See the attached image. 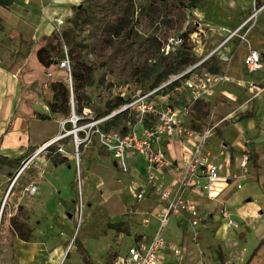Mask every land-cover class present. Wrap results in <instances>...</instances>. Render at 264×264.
Here are the masks:
<instances>
[{"label":"rangeland","instance_id":"rangeland-1","mask_svg":"<svg viewBox=\"0 0 264 264\" xmlns=\"http://www.w3.org/2000/svg\"><path fill=\"white\" fill-rule=\"evenodd\" d=\"M220 1L221 3L227 2L230 6L235 7L234 10H237L238 7L241 8V5L238 4L246 6L248 0H71L63 3L59 11L63 13L65 23L59 31L52 25L54 28L51 32H54V35L56 34L61 39V46L55 49L49 45V52L56 59H62L68 55L71 72L74 60L87 63L93 69L95 76V83L84 90L85 94L90 96L87 107L82 112H78L74 105L76 115L81 117L79 123L85 122L92 115L102 114L106 108V102H109L110 99L112 100L111 104L115 105L120 93L124 92L126 96L131 97L139 92H145L151 89L153 83L166 71L178 72L182 67L184 68V64L180 63V58L177 56L181 48L185 49L184 44L168 54L161 50L162 44L171 36L190 32L189 38H193L190 41L191 54L195 58V62L201 60L222 38L217 31L219 27L217 21L218 16H225L227 10L219 6ZM179 2L185 4L194 2L193 7L186 10L184 19L176 17L175 12L170 11L168 7L170 5L176 6ZM18 11L20 10L6 12L2 10L0 13L4 15L3 17L11 26L20 19ZM215 11L219 14L216 20L212 21V25L207 24V18L213 20ZM58 15L60 14H55V18ZM182 25L183 31L179 32L178 29ZM11 34L14 35L15 40H10L9 35L0 26V59H7V66H10L17 59L16 51L18 48H15L14 45L17 41L16 32ZM149 56L152 58L146 64L145 61ZM155 62H160V66H156ZM220 63L214 56L211 61L205 64V67L209 69L211 66L216 67V64L219 66ZM153 68H155V72L152 71ZM65 73L68 71H57L60 76L65 77ZM177 84L181 85L183 81H179ZM235 86L238 88L237 85ZM25 91L27 94L23 98V104L35 108L38 112L52 114V117L57 116L52 113L50 108V103L56 102L51 92H44L41 89L33 90V92ZM238 91L245 92L241 87L238 88ZM178 92L171 88L164 93L171 94L174 103L177 104L176 97L180 96L184 99V96ZM68 96L70 113L68 115L59 113L58 115L66 120L65 129L72 130L74 123L71 119L76 117L73 114L70 90ZM223 101L225 99L222 96L218 97L217 101H209V99L200 101L187 116L186 124L198 130L211 126L219 118L216 106ZM249 122V117L238 121L240 123L239 128L246 135H248ZM35 124V122L31 124L34 129ZM123 124H125L124 119L121 118L119 127L124 126ZM43 126L51 132L63 130L61 124L54 123V121H47ZM213 134L210 138L215 143L217 137ZM81 136H84V132H81ZM245 137L243 140L248 138ZM62 142L66 144L67 150L71 151L72 159L65 158L63 153L57 151L58 144ZM209 145L208 143L205 145L204 151L214 152L213 146L210 148ZM243 145L248 146V143L242 141L241 146ZM48 150L40 152L34 159L31 169L22 176L21 185L28 183L31 179L38 178L40 176L37 172L38 168L49 171L47 164L52 168L54 165L62 164L61 169L55 173L48 172L40 186L43 195L49 199L45 205L55 207L59 197H61V201L70 200V197L74 195L72 205L69 208L71 216L66 215L62 219H56L59 224H50L47 226V230L43 229L41 234L36 235L35 228L42 221V216L34 211L38 196L34 197L36 199H26V206H22L17 214V219L25 227L23 229L24 238L18 236L19 231H14L11 228L5 233L8 236L7 240H2L3 235L0 237V264H45L49 253H52V250L49 251L48 248H45L42 256L38 257L35 262L25 263L24 260L22 262L20 254L16 250L10 249V247L13 248L10 245L12 232H15L16 238L25 242L43 241L44 245L50 248L61 245L64 252L55 264H64L71 256L70 261L72 258H76L70 253L72 248L75 250L74 241L76 238L88 248L93 249L95 263L114 264L118 262L122 252L129 245V237L135 233L141 224L142 217L134 214L137 203L135 193L128 186L130 175L125 174L115 166L113 159L108 156L100 142L95 139L93 143L80 147L81 160L84 159L81 164L83 171L81 168L82 185L80 186L74 157L73 134L68 135L58 143H54ZM249 167L250 174H253L254 168ZM250 182V179L243 181L245 185ZM55 185L62 190L60 194H54ZM0 188H3L1 178ZM81 200H83V208L81 207ZM233 219L237 221L234 217ZM65 221L70 222L69 227L66 226ZM170 229L172 227L169 222L163 236H168ZM198 240L199 233L197 232L194 235V242L197 243ZM78 257L83 261L81 254Z\"/></svg>","mask_w":264,"mask_h":264},{"label":"crops","instance_id":"crops-1","mask_svg":"<svg viewBox=\"0 0 264 264\" xmlns=\"http://www.w3.org/2000/svg\"><path fill=\"white\" fill-rule=\"evenodd\" d=\"M9 1L11 3L8 5L0 3V12L2 10L6 12L19 9V22L16 21L15 25L9 26L7 19L0 13V26L9 35L8 38L13 36L12 40H15V37L11 33L16 32L17 41L14 45L15 48H18V51L21 48L18 34L21 33L35 40H38L44 33L50 35L55 27V14L63 15L59 9L62 8L63 3L71 0ZM263 4L264 0L258 1V5ZM238 5H241V8L238 7L237 10H234L235 7L230 6L227 2H219V6L226 9L227 13L225 16H218L217 25L219 27L217 31L222 38L216 44L223 39L226 29L234 28L250 13L253 0H248L246 6L244 4ZM217 15L219 14L215 11V17L213 20L207 18V24L212 25V21L216 20ZM27 27H30V29H27ZM249 41L252 48L264 53V8L260 11L255 26L250 31ZM248 49L249 46L246 43H240L238 39H234L222 50L232 56L230 62L220 63L219 65L220 70L224 71L229 78L209 98V101H217L220 96L225 101L219 102L216 106L219 113L218 120L213 122V124H217L213 130V135L217 137L216 144L213 139L211 141V138L207 141L208 145L211 142L209 146L210 148L213 146L212 150L215 151H204L211 161L222 165L220 179L216 184L214 193L217 195V199L226 205L232 216L238 221V227H228L226 225V220L219 214L220 204L216 199H209L205 193L188 188L185 194L186 199L194 201L197 205L202 216V222L198 228H193L185 214L172 216L169 220L172 229H170L168 236H164L168 243L177 246L182 254L176 257L171 249L172 247L167 248L158 264H264V67L254 72L247 69L244 57ZM28 59L29 57L16 68L17 71L13 72L9 70V67L14 61L10 66H7V59H0V178L3 186L7 182L11 171L15 170L16 160L32 155L45 142L60 133V131H47L43 126L44 123L54 121V123L60 125L64 120L58 114L53 116L52 119L42 120L32 112V110H36L35 108L23 104V98L27 94L25 90L33 92V90L39 89L37 86L29 84L27 78L24 80L19 77V71L21 67H27ZM235 85L238 88H243L245 92H239ZM248 117L250 122L247 128L248 135H246L239 128L240 123L238 121ZM33 122L36 123L35 129L31 125ZM245 136L248 138L243 140L246 138ZM242 141H246L248 146H241ZM58 145H62L66 151V153L61 152L64 157L72 159V153L67 150L66 144L62 142ZM164 146L169 161L176 162L183 158V143L180 140L170 139L166 141ZM245 151L250 156L249 166L253 167L255 171L250 174L249 167V174L245 179H234L233 174L237 172L242 154ZM107 154L113 159L115 166L119 168L112 155L109 152ZM83 160H81V164L84 162ZM227 160H230L228 167L225 166ZM145 163V159L141 156H134L129 159L130 170L127 174L130 175L128 182L130 189L131 186L141 185L146 181ZM61 165H54L52 168L47 164L49 171L38 168L37 172L40 176L29 180L37 182L39 186L34 211L42 216V221L35 228L36 235L41 234L43 229L47 230V226H50V224H59L56 219H62L66 215L71 216L69 208L72 205L74 195L70 197V200L61 201V197H59L55 207L45 205L49 199L43 195L40 186L45 175L48 172L55 173V171L61 169ZM159 179L164 186L173 188L174 170L171 168L159 172ZM248 179L251 182L245 185L243 181ZM238 183H241L242 187L238 188ZM53 192L54 194H60L62 190L55 185ZM136 203L137 209L133 213L142 216L141 224L135 233L129 237V245L122 252L120 260L114 264H123L122 259L127 255L129 247L142 237H151L156 231L157 218H152L150 226L144 225L143 220L148 217L149 213L158 210L162 206L160 196L148 190L146 197L142 200L136 199ZM24 206H26L25 203ZM65 224L68 227L70 226L69 221H65ZM7 231L9 229H5L2 240H7L8 236L5 235ZM197 232L199 233V240L195 243L194 235ZM163 234H165V230ZM42 242H25L16 238V236H11L10 245L13 248L10 247V249L16 250L20 254L22 262L24 260L27 263L35 262L38 257L42 256L45 248H48L49 251L52 250V253H49L45 264L57 263L64 252L63 247L60 245L50 248ZM81 244L88 252L91 264H97L93 258V249L88 248L82 242ZM76 252L80 255L75 245V250L72 248L70 253L76 258H72L74 261H70L71 256L67 259V262L69 264H87L82 255L83 261ZM94 254L96 256L95 251Z\"/></svg>","mask_w":264,"mask_h":264},{"label":"built area","instance_id":"built-area-1","mask_svg":"<svg viewBox=\"0 0 264 264\" xmlns=\"http://www.w3.org/2000/svg\"><path fill=\"white\" fill-rule=\"evenodd\" d=\"M263 8L264 4L258 5V1L253 0L250 13L234 28L226 29L223 39L201 60L171 75L158 86L131 96L128 102L112 112L100 116L92 115L82 123H79L81 117L76 115L74 109V87L69 56L66 55L60 59L58 69L68 71L65 73V81L72 95L73 114L76 117L71 119L74 123L73 129L66 130V120H63L61 124L63 130L45 142L32 155L25 157L13 176L8 178L2 189L0 188V237L5 229L11 228L10 220L17 215L19 208L24 206L25 200L34 198L39 192V186L35 181H28L21 185L22 176L31 168L40 152L49 151L51 145L70 134H73L74 157L80 186L82 185L80 147L87 146L97 139L124 173L130 170L129 159L131 157H143L146 162V181L141 185L131 186V190L135 193L137 200L144 199L148 190L159 195L162 200V206L149 213L148 217L143 220L144 225L150 226L152 218L158 219L155 233L151 237H142L129 247L127 255L122 259L123 264H158L164 251L170 247L176 257L181 256V250L168 243L163 236V231L170 218L178 214H185L193 228L200 226L202 216L199 208L194 201L186 199L185 196L188 188L205 193L209 199H216L220 204L219 214L226 220V225L238 227V222L233 219L229 209L217 199L214 193L220 179L222 165L211 161L204 152V146L217 124L197 130L186 124V118L197 103L208 100L228 80L229 76L224 71L219 69L213 72L205 67V64L214 56L221 63L230 62L231 54L222 51L230 41L238 39L240 43L244 42L249 46L244 63L250 72L264 67L262 52L252 48L249 41L250 31L255 26ZM64 23L65 17L62 14L55 18V27L58 31ZM184 40L182 34H175L162 44L161 50L168 54L182 46L185 43ZM46 75L50 77L51 73ZM179 81H183V84L178 85ZM171 88L184 96V99L180 96L176 97L177 104L174 103L171 94L164 93ZM120 95L125 96L126 94L122 92ZM122 111H126L130 117L126 123V130L106 127L107 122ZM81 132H84V136H81ZM170 139H177L183 143V158L179 161H169L166 157L164 145ZM57 151L66 153L62 145H59ZM249 161L250 156L245 151L238 165L239 171L233 174L234 179H245L248 176ZM229 165L230 160H227L225 166ZM171 168L174 170L173 188L164 186L159 179V172ZM237 187H242V184L238 183ZM80 194L82 196L81 189ZM81 205L83 208V200H81Z\"/></svg>","mask_w":264,"mask_h":264},{"label":"trees","instance_id":"trees-1","mask_svg":"<svg viewBox=\"0 0 264 264\" xmlns=\"http://www.w3.org/2000/svg\"><path fill=\"white\" fill-rule=\"evenodd\" d=\"M0 3L2 5H8L11 3L9 0H0ZM194 2H190V4H185L182 2H179L176 6H168L170 11H174L175 16L179 17V19H184L186 10L188 8L193 7ZM178 31H183V25L180 26ZM185 37V43L184 48H181L177 56L180 58V63L183 65L182 70H184L186 67H188L190 64H193L195 62V58L191 54V40H190V32H182L181 33ZM21 48L17 51V59L14 61V63L9 67L10 71H15L16 68L21 65L27 57H29L27 62V67H21L19 71V77L21 79L27 78V82L29 84L37 86L39 89H41L44 92H51L53 97L56 99V102L50 103V108L53 114H62V115H68L70 113V103H69V87L68 83L65 81L64 76H60L57 74L58 65L60 63V59L54 58L50 52H49V45H51L53 48L58 49L61 46V39L55 34L54 32L50 35L42 34L38 40H35L33 38H28L24 36L23 34L17 35ZM10 40L13 39V36L9 37ZM159 47V46H158ZM160 49V47H159ZM190 50V51H189ZM152 56L147 57V60L145 63L147 64L149 62V59H151ZM156 66H160V62H155ZM216 67H210L209 69L213 72H217L220 68L218 64H216ZM153 72H155V68L152 69ZM178 71V72H180ZM178 72H170L166 71L163 76H160L152 85L151 88L158 86L163 81L167 80L171 75L176 74ZM47 73H51L50 77H47ZM72 77H73V86H74V93H75V107L78 112H82V110L87 107L89 103V97L87 94H85V89L89 86H92L95 83V76L93 69L85 62L81 60H74V66L72 70ZM177 83V82H176ZM45 84H47V87H45ZM117 103L115 105L111 104V99L109 102H106V108L103 111L102 114H108L112 112L113 110L119 108L121 105L125 104L130 100V97L128 96H117ZM58 101H60V104H58ZM33 113L37 114L42 119H49L52 117V114H45L42 112H38L36 110H32ZM100 115H94V116H100ZM123 118L124 119V126L121 128L119 127V120ZM130 120V117L128 113L125 111L119 112L116 115H114L106 124V127H115L119 128L122 131L126 130V123ZM5 157V156H3ZM23 161V158L16 160L15 164V170L11 171L9 174V177L13 176V174L16 172V170L21 166ZM255 161V160H254ZM255 163V162H254ZM22 206L19 208L18 212ZM18 214V213H17ZM11 229H14V231H19L20 234L18 236L20 238H24L23 229L25 228L23 223H21L17 219V215L12 217L10 220ZM22 231V233H21ZM12 237H15V232H12ZM75 245H77L78 252L82 255L83 259L87 264H91L90 256L88 252L83 248L81 242L78 240V238L74 241Z\"/></svg>","mask_w":264,"mask_h":264},{"label":"water","instance_id":"water-1","mask_svg":"<svg viewBox=\"0 0 264 264\" xmlns=\"http://www.w3.org/2000/svg\"><path fill=\"white\" fill-rule=\"evenodd\" d=\"M262 55H263V58H264V53H262Z\"/></svg>","mask_w":264,"mask_h":264}]
</instances>
